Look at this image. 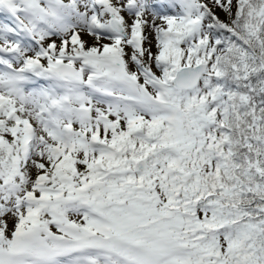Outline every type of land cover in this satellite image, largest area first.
<instances>
[{"label":"snow or ice","instance_id":"6c2138e0","mask_svg":"<svg viewBox=\"0 0 264 264\" xmlns=\"http://www.w3.org/2000/svg\"><path fill=\"white\" fill-rule=\"evenodd\" d=\"M0 264H264V0H0Z\"/></svg>","mask_w":264,"mask_h":264},{"label":"rangeland","instance_id":"374dc122","mask_svg":"<svg viewBox=\"0 0 264 264\" xmlns=\"http://www.w3.org/2000/svg\"><path fill=\"white\" fill-rule=\"evenodd\" d=\"M220 16H221V19H225V17H224V15H223V14H220Z\"/></svg>","mask_w":264,"mask_h":264}]
</instances>
